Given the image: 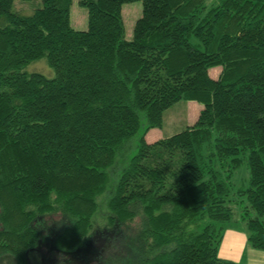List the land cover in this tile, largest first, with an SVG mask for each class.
I'll use <instances>...</instances> for the list:
<instances>
[{
    "label": "trees",
    "instance_id": "16d2710c",
    "mask_svg": "<svg viewBox=\"0 0 264 264\" xmlns=\"http://www.w3.org/2000/svg\"><path fill=\"white\" fill-rule=\"evenodd\" d=\"M12 1L0 0V257L236 264L219 244L237 219L264 249V0H140L129 39L121 6L135 0H79L84 30L71 0L28 15ZM43 57L53 77L24 70ZM182 99L203 104L196 122L146 141Z\"/></svg>",
    "mask_w": 264,
    "mask_h": 264
},
{
    "label": "rangeland",
    "instance_id": "374dc122",
    "mask_svg": "<svg viewBox=\"0 0 264 264\" xmlns=\"http://www.w3.org/2000/svg\"><path fill=\"white\" fill-rule=\"evenodd\" d=\"M216 0H207L211 5ZM42 5L41 0H13L11 9L21 14H31ZM142 2L140 0L124 2L121 6L122 20L124 24V36L132 37L133 26L136 19L141 15ZM69 20L73 28L84 30L87 27V9L79 4V0H71ZM28 73L38 72L46 77H53L54 70L47 64L46 59L40 58L29 63L25 68ZM221 66L210 69V75L217 77ZM203 104L197 100H179L165 109L162 113V123L159 127H153L145 134L148 141L165 138L194 124L199 117ZM132 152L135 151L136 140L134 138ZM250 180V169L244 161L235 171L232 181L236 187H246ZM219 255L235 261L236 264H264V249L253 247L248 241L246 223L240 219L227 224L219 244ZM12 257L2 255L0 264H12Z\"/></svg>",
    "mask_w": 264,
    "mask_h": 264
},
{
    "label": "crops",
    "instance_id": "0c3cea01",
    "mask_svg": "<svg viewBox=\"0 0 264 264\" xmlns=\"http://www.w3.org/2000/svg\"><path fill=\"white\" fill-rule=\"evenodd\" d=\"M220 71H221V70H220ZM219 73H220V72H219ZM147 132H148V131H147ZM147 132H146V133H147ZM145 139H146V141H148L147 138H145ZM154 140H156V139L150 140V141H148V142H152V141H154Z\"/></svg>",
    "mask_w": 264,
    "mask_h": 264
},
{
    "label": "flooded vegetation",
    "instance_id": "af4514ba",
    "mask_svg": "<svg viewBox=\"0 0 264 264\" xmlns=\"http://www.w3.org/2000/svg\"><path fill=\"white\" fill-rule=\"evenodd\" d=\"M9 256H10V255H9ZM10 262H12V264H15L13 259H12ZM34 264H36L35 261H34Z\"/></svg>",
    "mask_w": 264,
    "mask_h": 264
}]
</instances>
